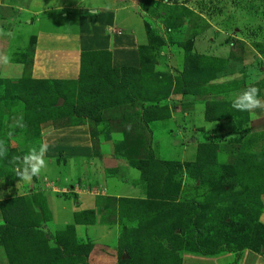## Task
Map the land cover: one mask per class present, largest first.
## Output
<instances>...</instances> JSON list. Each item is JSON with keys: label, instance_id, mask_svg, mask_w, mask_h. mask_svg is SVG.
<instances>
[{"label": "rangeland", "instance_id": "1", "mask_svg": "<svg viewBox=\"0 0 264 264\" xmlns=\"http://www.w3.org/2000/svg\"><path fill=\"white\" fill-rule=\"evenodd\" d=\"M37 1L0 0V264H184L204 250L264 264V0H77L85 18L125 13L130 43L113 50L119 28L101 22L110 49L49 65L65 78L34 77L48 67L39 47L62 33ZM122 105L141 128L113 123ZM61 123L95 138L87 153L69 146L84 158L49 149L48 169L41 135ZM101 170L134 173L140 195H105Z\"/></svg>", "mask_w": 264, "mask_h": 264}, {"label": "crops", "instance_id": "2", "mask_svg": "<svg viewBox=\"0 0 264 264\" xmlns=\"http://www.w3.org/2000/svg\"><path fill=\"white\" fill-rule=\"evenodd\" d=\"M39 1L45 7H48L49 5H53L52 8L50 9L51 11L56 10L57 12H60V15H62V17L59 18L60 23L56 26V28L62 27L60 28L62 29V33L58 36L56 35L58 37V43H56L55 40H51V37H53V33H51L47 37V40L49 38L50 40L47 43H45L46 45L43 44L42 46L39 47L40 50L37 52L41 54L42 60L45 61L44 64L48 63V67L47 65H44L43 66L44 70L42 71L45 74H41V75L34 74V77H52V78L64 77L65 78V76L63 75H58L59 73L48 74L47 70L51 69L49 65L50 64L52 65V69L54 68L59 70L58 65L61 66L67 62L77 63L79 52H83V51L85 52L89 50L98 51V50H104L106 48L110 49L111 46H110V42L108 41L109 39L113 40L112 42L113 50L121 46L120 45L121 43L115 44L116 42H122V44L125 46L126 43L128 44L130 43L129 39L127 38L126 31L124 32L121 29V21H125L130 26H132L131 19H129L125 13L122 14L117 12L114 13L112 10H110V13L107 14L104 19L102 18L105 13L100 14L97 19L91 16L85 18V14L83 12L85 7L88 6L89 4H82V2H79L77 0H62L59 3V5L47 3L44 0H39ZM39 1L35 2V4L32 6L33 8H35L33 10L38 9L36 6L39 3ZM98 2H100V0H98ZM104 6L98 5L97 7H102L105 9L106 7ZM69 17H71V19H69ZM103 21L104 23L107 22L106 25H110L107 26L108 28H112V26L118 27L120 33L115 34V36L110 35L109 39L107 38L106 35L100 34L99 32L101 31L100 30L96 31V30L100 28V25L103 23ZM78 23L82 25V28L81 26L79 27L76 25ZM127 27L125 28L127 29ZM89 28H93L91 32L88 31L85 33H81L83 32V30L87 31ZM73 77L74 74L72 76H69V78H73ZM45 128L46 129L43 135H41V138L43 139V143H42L43 151L40 152V154L36 157V161L42 162L48 169H49V165L51 164V158L54 156V155H51V157L46 156V154H49L46 153L49 149H52L53 152H56L55 155L57 156V154H60V150L65 147V151L63 152L62 155L66 157H72V156L75 157L74 154H76V156L78 155L81 158H84L83 154L89 152V149L87 148L89 133L87 126L85 124H79L75 126H65V127L64 126L52 127L51 125H49L46 126ZM76 142H79L80 143L79 146L83 147L84 153H82V151L79 148H77L76 150L68 149L72 143H76ZM44 159H48L49 161L47 162ZM125 176H127L126 179H120V180L111 179L109 177H105L103 174V170H101V173H99L97 180L99 181L101 186H104V190L106 191L105 195L107 196L137 198V196L140 195L141 183L139 182L138 179H137L138 182L135 180L134 173L130 171L127 172ZM190 257L187 258L182 257L183 263L184 264H223V262L225 261L224 259L223 262L222 260L214 261L215 258L207 256L205 254L204 255L192 254ZM223 257H226V253H223Z\"/></svg>", "mask_w": 264, "mask_h": 264}, {"label": "trees", "instance_id": "3", "mask_svg": "<svg viewBox=\"0 0 264 264\" xmlns=\"http://www.w3.org/2000/svg\"><path fill=\"white\" fill-rule=\"evenodd\" d=\"M171 10V8L170 7H168L167 5H163V9H162V11L163 12H168V11H170ZM98 51H100V50H98ZM92 53H97V51H85V52H81L80 54H81V66H83V63H84V59H83V57L84 56H88L89 54H92ZM85 58V57H84ZM86 59H88V57L86 58ZM87 61H89V60H87ZM127 67H123V69H126ZM189 72H190V69H188V68H185V69H183V72H181V78H187L188 77V75H189ZM99 103V102H98ZM54 105L55 104H52V105H50L49 106V108H56V107H54ZM64 105V108H65V110H67L66 108H69V112H74V109L75 108H73L72 106H68V105H65V104H63ZM100 106H98V105H96V108L98 107H102V109H104L106 106V104L105 103H101V104H99ZM128 105V104H127ZM135 106L136 105H134L133 107H132V109L130 110V114H129V110L127 109V108H125L124 107V105H122V106H118L117 108H114L113 109V112H114V114H112V121H113V123H115V124H118L119 122H120V125L122 126V127H129V129L130 130H132V129H134L135 127H138V128H141V126H139L138 124H137V121L135 120V118L134 117H132V115H133V108H135ZM107 108V107H106ZM111 108H113L112 106H111ZM129 108H130V106H129ZM148 108H150V106H148ZM67 112H68V110H67ZM119 113V114H121V115H117L116 113ZM110 113V112H109ZM111 114V113H110ZM129 115L132 117L131 118V121L130 120H124V119H121V118H123L124 116L125 117H129ZM130 121V122H129ZM76 123H65V124H60V126H68V125H75ZM59 126V127H60ZM55 127H58V126H55ZM144 129V128H143ZM89 137H91V139L93 138H95V136H94V133L92 134V133H90V135H89ZM147 150H148V155L147 156H145V157H148L149 158V160H155L156 158H155V155H152V152L150 151V149H149V146H148V144H147ZM199 155H201L202 156V153H199ZM156 161V163H157V159L155 160ZM164 166L166 165V163H164L163 164ZM19 199H21V197L19 198ZM24 199V198H23ZM32 199V197H29L28 198V204H29V207L30 208H34L36 211H37V214H39L40 216L42 215V211L40 210V205L39 204H37L35 201H33V200H31ZM18 200V198H16L15 199V203L13 204V205H11V207L14 209L15 208V206H16V201ZM7 202H10V200H7V201H1L0 202V205L1 204H3V203H7ZM10 210V209H9ZM9 210L7 209V212H9ZM2 220L3 221H7L8 222V218H7V216H5L6 215V213L4 214V211H2ZM7 215H10V213H7ZM61 237L59 236L57 239H60ZM60 241V240H59ZM224 251V250H223ZM199 253H201V254H208L209 252H207V251H202V252H199ZM23 256V255H22ZM19 257H21V254L19 253H16L15 252V254H12L11 255V258L12 259H18Z\"/></svg>", "mask_w": 264, "mask_h": 264}, {"label": "water", "instance_id": "4", "mask_svg": "<svg viewBox=\"0 0 264 264\" xmlns=\"http://www.w3.org/2000/svg\"><path fill=\"white\" fill-rule=\"evenodd\" d=\"M62 103V99H58L57 102H56V105H60Z\"/></svg>", "mask_w": 264, "mask_h": 264}]
</instances>
